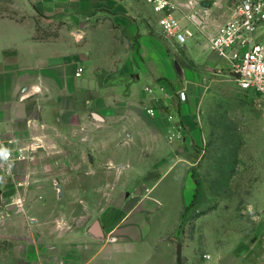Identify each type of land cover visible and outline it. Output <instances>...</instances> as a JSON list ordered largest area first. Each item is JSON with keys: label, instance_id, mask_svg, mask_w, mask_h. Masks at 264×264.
Wrapping results in <instances>:
<instances>
[{"label": "crops", "instance_id": "obj_1", "mask_svg": "<svg viewBox=\"0 0 264 264\" xmlns=\"http://www.w3.org/2000/svg\"><path fill=\"white\" fill-rule=\"evenodd\" d=\"M170 1L190 50L185 21L211 39L237 7V0ZM158 16L145 0H0V142L29 155L11 173L0 166V264H128L130 221L160 210L144 185L152 164L170 160L168 171L185 163L180 139H170L164 96L179 86L197 102L208 90L185 79ZM201 47L229 65L210 40ZM125 166L138 192L133 184L110 203L109 193L99 194L102 182H88L131 177ZM183 250L178 244L176 264Z\"/></svg>", "mask_w": 264, "mask_h": 264}, {"label": "rangeland", "instance_id": "obj_2", "mask_svg": "<svg viewBox=\"0 0 264 264\" xmlns=\"http://www.w3.org/2000/svg\"><path fill=\"white\" fill-rule=\"evenodd\" d=\"M185 22L195 40L193 50L169 42L174 43L185 79L204 90L208 86L207 95H197V102L188 95L182 99L180 92L185 90L178 86L164 96L162 108L173 128L170 139H180L185 163L176 162L168 171L170 160L157 167L152 164L153 175L144 185L153 188L151 195L159 198L160 210L133 216L136 241L128 248L130 258L122 261L176 264L181 243L183 264H264V98L242 88L227 62L210 48L202 49L210 35L202 31L203 36L196 37L200 30ZM165 150L166 159L176 154V147ZM121 154L125 159V151ZM125 169L131 177L124 172L108 182L105 177L88 182L103 183L99 194L109 193L111 203L119 190L129 192L133 184L138 192L133 167ZM139 238L144 240L139 243ZM128 249L121 256H127Z\"/></svg>", "mask_w": 264, "mask_h": 264}, {"label": "built area", "instance_id": "obj_3", "mask_svg": "<svg viewBox=\"0 0 264 264\" xmlns=\"http://www.w3.org/2000/svg\"><path fill=\"white\" fill-rule=\"evenodd\" d=\"M152 11L159 14L157 23L162 33L177 44L184 45L188 31L174 14L175 5L170 0H145ZM264 28V0H237V7L231 20L225 23L210 39L212 49L225 56L237 81L245 89H253L264 98V40L260 39ZM82 68L77 75H80ZM151 90L150 88H148ZM186 98L185 91L180 92ZM148 112L154 113L149 108ZM0 166L11 173L18 161L26 159L24 147H13L11 141H1ZM207 258L211 255L207 254Z\"/></svg>", "mask_w": 264, "mask_h": 264}, {"label": "water", "instance_id": "obj_4", "mask_svg": "<svg viewBox=\"0 0 264 264\" xmlns=\"http://www.w3.org/2000/svg\"><path fill=\"white\" fill-rule=\"evenodd\" d=\"M97 227H98V226H97L96 224L93 226V232H94L97 236H100V231L98 230ZM177 254H178V259H179V261H180V259H181V247H180V245L178 246Z\"/></svg>", "mask_w": 264, "mask_h": 264}]
</instances>
